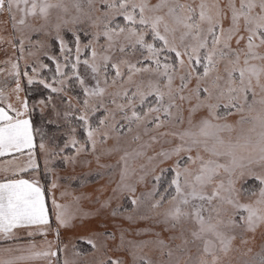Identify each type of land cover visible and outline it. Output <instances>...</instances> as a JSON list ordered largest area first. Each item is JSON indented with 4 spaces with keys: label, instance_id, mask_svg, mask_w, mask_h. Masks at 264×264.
<instances>
[{
    "label": "snow or ice",
    "instance_id": "snow-or-ice-1",
    "mask_svg": "<svg viewBox=\"0 0 264 264\" xmlns=\"http://www.w3.org/2000/svg\"><path fill=\"white\" fill-rule=\"evenodd\" d=\"M0 56V264H264V0H0Z\"/></svg>",
    "mask_w": 264,
    "mask_h": 264
},
{
    "label": "rangeland",
    "instance_id": "rangeland-1",
    "mask_svg": "<svg viewBox=\"0 0 264 264\" xmlns=\"http://www.w3.org/2000/svg\"><path fill=\"white\" fill-rule=\"evenodd\" d=\"M2 58H3V57L0 56V59H2ZM102 162H104V159H103V158H102ZM95 166H96V165H95V163L93 162V164L91 165V167L94 168ZM77 171H87V169H86V168H85V169H80V168H78ZM106 179H107V177L105 176V177H103V178H102L100 181H98V182H103V180H106ZM73 187H75V185H73ZM109 227L111 228V225H109ZM83 231H84V229H77V230H74V232H73V236H78V235L82 234ZM132 238H133V239H143L144 237H143V236H133ZM73 242H75V241H73ZM109 247H111V242H109ZM86 250H87L89 253L91 252V249H90V248H87ZM144 251H148V249L145 248ZM107 254H108L109 256H115V255H121L122 253L117 252L116 250H112V251H108ZM91 258H92L91 256H88V257H84V258H82V259H84V260H88V259H91Z\"/></svg>",
    "mask_w": 264,
    "mask_h": 264
},
{
    "label": "trees",
    "instance_id": "trees-1",
    "mask_svg": "<svg viewBox=\"0 0 264 264\" xmlns=\"http://www.w3.org/2000/svg\"><path fill=\"white\" fill-rule=\"evenodd\" d=\"M39 119V116H37V120ZM76 243L82 245L83 247H85V249H87L88 247L86 246L85 242L83 241H75Z\"/></svg>",
    "mask_w": 264,
    "mask_h": 264
}]
</instances>
